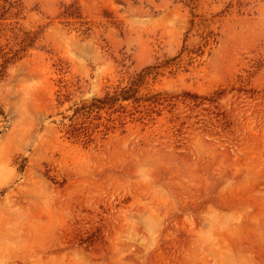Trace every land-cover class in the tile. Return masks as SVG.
<instances>
[{
  "label": "rangeland",
  "instance_id": "1",
  "mask_svg": "<svg viewBox=\"0 0 264 264\" xmlns=\"http://www.w3.org/2000/svg\"><path fill=\"white\" fill-rule=\"evenodd\" d=\"M5 44L0 264H264V0H0Z\"/></svg>",
  "mask_w": 264,
  "mask_h": 264
},
{
  "label": "trees",
  "instance_id": "2",
  "mask_svg": "<svg viewBox=\"0 0 264 264\" xmlns=\"http://www.w3.org/2000/svg\"><path fill=\"white\" fill-rule=\"evenodd\" d=\"M7 47L8 44L0 45V80L5 76L8 64L17 56V51H13L12 48L7 49ZM12 52L13 54H11ZM144 78L145 74L139 73L132 76L127 84L119 83L109 88L103 97H94L92 102H84L78 106L76 115L88 117L93 111L108 107L110 117L106 123V133L109 129L116 127L117 123L125 125L128 117H135L138 112H142L139 107L144 100H147L144 96L139 95ZM125 101L133 102V108L128 109L123 104ZM115 114L117 115L115 116ZM142 117L145 116L143 115ZM83 122L79 121L71 124L69 132L72 136H85L88 140H91V136L88 133L89 127L83 125Z\"/></svg>",
  "mask_w": 264,
  "mask_h": 264
}]
</instances>
